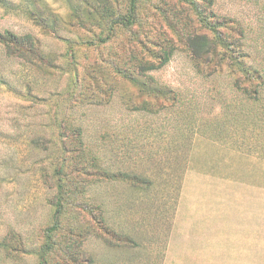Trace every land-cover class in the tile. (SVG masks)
<instances>
[{"label":"rangeland","instance_id":"374dc122","mask_svg":"<svg viewBox=\"0 0 264 264\" xmlns=\"http://www.w3.org/2000/svg\"><path fill=\"white\" fill-rule=\"evenodd\" d=\"M10 1L0 30L33 34L41 52L0 46V264H43L45 249L53 264H264V85L251 99L257 79L236 65L199 71L183 43L204 31L200 12L225 17L233 54L264 73V0H143L115 36L87 12L104 0H45L56 29ZM162 38L176 54L152 73L181 101L118 70L133 50L158 61ZM79 137L89 176L71 171Z\"/></svg>","mask_w":264,"mask_h":264},{"label":"trees","instance_id":"16d2710c","mask_svg":"<svg viewBox=\"0 0 264 264\" xmlns=\"http://www.w3.org/2000/svg\"><path fill=\"white\" fill-rule=\"evenodd\" d=\"M27 5V15L36 20L38 24L49 28L53 26L54 29L57 21V17L52 18L54 15L48 13L50 8L47 6L45 0H21ZM125 10L117 9L113 7L109 0H104L103 2H98V5L93 7L92 10L87 11L88 13H101L103 18V23L107 27L108 34L107 36H115L117 29L131 27L138 23L139 20V6L143 0H126ZM205 6L210 8L213 7L215 0H200ZM13 1L10 0H0V9H6L11 6ZM90 2L87 4L89 5ZM91 9V8H90ZM45 11V14H44ZM47 12V14H46ZM212 13V11H210ZM201 17L199 18L201 24L205 27L204 31H189L185 34L183 43L185 49L189 53L190 60L195 64L199 71H202L205 68H208L209 73H218L222 71L225 65L229 67L235 66L236 68H241L245 70L246 75L250 79H257L256 84L252 81V87L249 89V94L251 99H259L261 94L260 85H264V73L260 70L257 65L250 63L248 66L245 65L239 57H236L233 54V49L235 48L236 41L230 40V37L226 34H223L219 31V28L222 24L227 23V18L225 17H216V15L207 16L205 10L200 12ZM217 18V19H216ZM241 31L245 32V27L239 26ZM103 38V37H101ZM238 39V38H237ZM158 61L151 60L145 56V54L133 50L131 54L125 55L123 67H118V70H121L123 78L129 80L133 84L139 86L141 90L145 91L148 94H153L155 96H166L171 95L172 98L176 101H181V94L173 87L164 86L160 81L154 76L152 72L158 71L165 67L174 57L177 50V45L173 43L170 38H162ZM0 46L3 49V52L7 56L19 57L25 60L33 61L34 58L39 57L41 50L36 44V38L31 33L19 34L11 29L0 30ZM148 48V47H147ZM232 61V64H231ZM112 63V62H111ZM116 67V65H115ZM77 77V75H76ZM110 80L107 81V83ZM259 93V94H258ZM74 130L83 133V127L81 125H76L73 127ZM77 148L80 151L79 161L77 162L78 166L72 167L71 171L77 174H82L89 176L92 173L91 167L87 164V156L85 143L82 137L77 139ZM94 160L95 158L92 157ZM63 164V163H62ZM100 173L111 174L114 178L115 173L107 171L105 167L96 165V170ZM60 174L63 173V170L58 171ZM122 174V173H121ZM125 175V174H122ZM61 180V179H60ZM130 181L136 182V179H130ZM60 185H63L60 183ZM60 188V196L62 197V189ZM58 188V189H59ZM83 202V201H82ZM85 208L86 210H92L99 214L101 219L105 221L102 214L101 206H98L100 213L94 209L93 205L85 199ZM58 212L61 211L59 208L62 206V201L58 199ZM95 205V204H94ZM94 210V211H93ZM78 222V221H77ZM83 226H81L82 228ZM80 228V229H81ZM88 227H85L84 234L88 232ZM115 231V232H114ZM111 232L116 234V230L111 228ZM128 241H131V238L128 237ZM73 246H70L66 249H71ZM75 247V246H74ZM76 248V247H75ZM71 254V253H69ZM42 262L43 264H53L52 259L50 258V253L48 250L42 252ZM72 259H74L72 257ZM81 262V261H80ZM80 262H74L73 264H80Z\"/></svg>","mask_w":264,"mask_h":264}]
</instances>
